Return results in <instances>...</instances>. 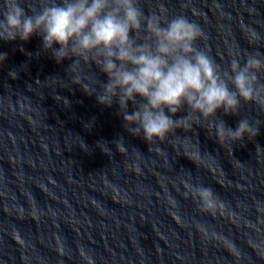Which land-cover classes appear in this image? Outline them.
Masks as SVG:
<instances>
[{"label": "clouds", "instance_id": "9594fccd", "mask_svg": "<svg viewBox=\"0 0 264 264\" xmlns=\"http://www.w3.org/2000/svg\"><path fill=\"white\" fill-rule=\"evenodd\" d=\"M39 2V9L32 4L26 9L21 0H0V40L27 42L37 35L57 63L79 58L73 60L71 72L78 71L81 59L95 64L108 77L97 102L106 107L116 103L126 131L142 135L149 144L164 141L177 129H190L201 119L209 120L218 110L236 114L241 100L264 109V83L257 75L264 69L260 54H249L243 64L233 58L223 70L206 49L197 46L204 37L201 27L183 15L171 19L157 12L146 15L139 0ZM5 59L0 54V63ZM73 82L79 84L80 78L73 77ZM84 88L89 94L95 92ZM185 106L187 114L173 119ZM208 128H214L221 146L253 138L259 130L247 119L235 129L224 121L209 123ZM116 149L126 154L122 140L116 142ZM184 186L185 198L191 195L188 189L194 190L200 212L224 214V204L211 187ZM81 256L88 260L84 253Z\"/></svg>", "mask_w": 264, "mask_h": 264}]
</instances>
